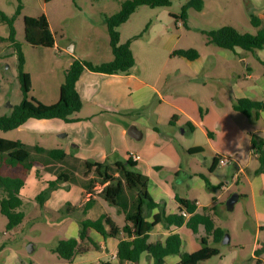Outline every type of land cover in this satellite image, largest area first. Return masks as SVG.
Wrapping results in <instances>:
<instances>
[{
    "label": "crops",
    "instance_id": "1",
    "mask_svg": "<svg viewBox=\"0 0 264 264\" xmlns=\"http://www.w3.org/2000/svg\"><path fill=\"white\" fill-rule=\"evenodd\" d=\"M205 4L203 0V8ZM213 5L219 17L227 15L221 0H213ZM246 6L264 22V0H246ZM235 21L234 18L229 26L236 29ZM175 22L176 28L173 30L170 29L172 22H154L142 37L133 40L135 45L130 44V50L135 66L128 73L109 75L87 69L80 73L75 82V91L80 98L81 108L72 117L75 121L41 123L49 131L63 132L67 137V142L60 148L65 155L62 161H49L44 157L41 162L48 163L50 167L36 166L40 161L38 159L29 170L1 167L0 175L20 177L24 185L19 194L33 201L34 205V198L43 189L42 183L64 174L66 183L53 190L42 207L38 204L33 206L34 219L43 213L54 216L53 224L47 227L45 240L52 243L56 239L77 238L81 220H96L100 215H106L111 224L119 228L123 225L124 215L136 213L138 194L126 188L115 169H112V173L121 181L122 193L118 202L124 214L118 213L115 207L104 201L100 195L103 186L95 184L91 193L85 194L88 183L95 175L91 168L83 166L84 163H107L113 168L115 162H124L129 155L136 154L139 159L133 162L146 182L143 193L154 202L163 203L166 215L179 214L176 201V197H179L194 201L197 213H202L205 208L212 209L213 222L219 227L217 216L228 211L226 200L232 194H237V202H243L244 222L233 246L229 245L226 250L249 248V259L236 262L264 264V173L257 172L258 165L251 149L253 134L264 138V111L259 112L257 120H252L233 109V103L238 99L264 101V66L259 62H264V49L257 50L255 54L239 49H221L206 44L202 34L204 29L190 26L188 22L186 27L177 25L179 21ZM194 32L199 34V42L192 35ZM138 40H143V43L136 45ZM187 49L196 50L198 57L189 61L171 56L175 50ZM253 62L258 66L257 72L253 71ZM36 124L40 123L26 121L16 131L21 132ZM130 126L137 130V139L127 135ZM16 143L25 149L27 146L31 151L29 156L36 159L44 152L38 153L34 148L49 150L39 144H26L19 140ZM221 157L230 159L226 166L214 163V158L218 160ZM77 168L82 169L81 174ZM12 173L16 174L11 176ZM203 177L207 179L209 187ZM222 185H227V188L221 190ZM232 186H236V190L224 197ZM77 192L81 194L78 201L73 198ZM89 197L94 203L84 216L61 213L65 204L79 207ZM157 212L158 208H154L145 220L152 221ZM105 230H109L108 226H105ZM172 234L179 236L183 253L198 252L201 238L208 246L219 250L218 256L201 264L236 263L232 253L223 256V251L206 236L202 226H198L194 234L185 224H157L150 230L148 242L164 243ZM87 236L94 246L82 242L80 253L70 262L59 259L50 250L53 258L51 264H120L116 255L121 235L102 236L89 229ZM179 260V255L170 254L164 256L160 264H177ZM8 264H15L14 259ZM137 264L156 263L148 253L143 252Z\"/></svg>",
    "mask_w": 264,
    "mask_h": 264
},
{
    "label": "trees",
    "instance_id": "2",
    "mask_svg": "<svg viewBox=\"0 0 264 264\" xmlns=\"http://www.w3.org/2000/svg\"><path fill=\"white\" fill-rule=\"evenodd\" d=\"M52 0H44L50 2ZM169 0H125L121 4L120 10L104 21L106 30L109 36V46L111 48L112 60L107 63L92 65L88 62L74 60L69 69L64 74V81L59 88L58 100L54 104H43L33 97H28L31 89L30 76L23 71L24 58L20 46L14 40L13 17H9L0 11V20L8 25V41L14 48L18 60V80L22 92L21 102L14 106L9 115L0 116V131L6 132L19 128L27 120H61L63 122H73V115L81 108V101L75 91V82L80 73L87 69L92 72L103 74H123L128 73L135 66L134 57L130 50L131 40L123 44H119V34L117 28L125 23L130 15L139 6H148L150 8L169 7ZM203 8L202 0H189L182 7L179 15H170L174 20L181 21L184 27L187 22V10L193 9L197 12ZM20 12V6L17 7L15 15ZM250 25L256 29L254 34L241 33L232 26L225 25L214 30L203 31L206 44L214 45L221 49L241 51L255 54L257 50L264 49V22L255 14L249 15ZM24 25V41L32 47L53 48L55 41L51 33L48 21L44 15L38 17H23ZM146 30L138 36H134L133 40L144 35ZM171 56H177L186 60H195L198 57V52L194 49L175 50ZM264 66V62L259 61ZM264 76V72H263ZM233 109L245 117L257 120L260 111H264V101H255L248 98L235 100ZM38 153H46L41 148H34ZM251 149L255 161L257 162V172L264 173V138L253 134L251 137ZM48 157L54 161H61L65 155L60 149H53L46 153ZM214 163H217L214 158ZM3 166L17 167L20 166L24 170L32 168L29 152H27L19 143L11 145L8 142L0 139V168ZM84 167L91 168L95 175L86 189L85 194H90L91 190L98 184L102 187L100 195L104 201L116 208L118 213L124 214L120 207L118 198L122 193V185L119 178L115 177L112 169L120 173L125 186L129 190L136 191L138 194L136 203V213L133 215H124L123 225L119 228L114 227L106 215H100L96 220L84 219L79 221V234L77 238H69L67 240H59L51 248V252L63 260L70 262L81 251V243L86 241L91 246H94L87 236L89 229L95 230L102 236L119 237L117 245V259L120 264H137L141 253L146 252L154 260L156 264H160L163 257L170 254H177L180 260L177 264H201L215 256L219 255V250L215 247L208 246L204 238L200 239L201 249L198 252L188 254L181 252L180 238L176 234L169 235L164 243L148 242V234L150 230L157 224L163 226H181L186 225L194 234L196 228L202 226L207 237H210L213 243L218 244L224 237L225 232L215 226L211 211L212 209L205 208L202 213L195 212V202L188 201L176 197L179 204V214L166 215L163 208V203H156L150 197L144 195L146 182L143 181L141 175L137 172L135 164L131 159L124 162H115L113 168L107 163H94L89 165L84 163ZM205 184L209 187V183L203 177ZM64 174L47 182V186L35 198L34 201L39 207H42L48 199L50 193L57 189L60 183L66 182ZM24 185L20 177H9L0 175V215L7 220L6 229L16 228L24 220V213L21 208L24 204L19 192ZM94 200L88 198L79 207H72L70 204H65L61 209V213L78 216H84L92 207ZM158 208V212L153 215L152 221L148 222L145 217L151 210ZM181 211H185L188 218L180 215ZM108 226L109 230H105Z\"/></svg>",
    "mask_w": 264,
    "mask_h": 264
},
{
    "label": "rangeland",
    "instance_id": "3",
    "mask_svg": "<svg viewBox=\"0 0 264 264\" xmlns=\"http://www.w3.org/2000/svg\"><path fill=\"white\" fill-rule=\"evenodd\" d=\"M124 1L52 0L46 3L44 0H0V11L9 17H13L14 40L19 44L23 54V71L30 76L31 80L29 98L33 97L47 105L56 103L59 96V88L64 81V74L74 60L88 62L92 65L107 63L112 60L109 36L104 21L107 17L117 13ZM188 1L169 0L170 5L167 8L137 7L129 19L117 28L119 44H123L128 40H131L130 44H134L133 37L141 35L145 30L147 31L149 25L154 22L169 21L170 23L172 22L170 29H175L176 22L174 23L170 15H179L182 7ZM204 1L206 4L202 11L187 10V22L190 26L202 28L205 31L214 30L221 26L233 24L235 18L234 24L237 25L236 29L239 32L255 33L248 21V14L253 11L249 9V6H246V0H231V2L230 0H221V6L227 15L220 17L217 15V8L214 7L213 0ZM229 4L233 9L231 11H229ZM18 6H20V12L15 15ZM41 15L46 17L53 34L56 44L53 48L32 47L24 41L23 17H38ZM178 21L181 22L180 20ZM181 28L184 30V27ZM192 35L196 37V42H199V34L194 32ZM138 41L136 45L143 43V40ZM252 67L254 72L258 71V66L255 62H253ZM21 100L22 92L18 80L17 56L8 41V25L0 20V116L8 115L12 108L18 105ZM27 121L40 124H36V126L31 128L26 127L21 132H17L16 129L6 132L0 131V139H6L9 145L14 142L13 140H15L14 143L19 140L26 144L46 146L49 149L46 151L44 149L46 153L53 149H60L67 142V137H64L63 132L49 131L46 126L41 125L43 121L49 123L53 120L29 119ZM59 136L62 137L60 138ZM23 148L25 149L24 146ZM25 150L29 153L31 152L27 146ZM46 153L41 154L37 159L31 155L30 161L33 164L40 159L39 164H36V166L50 167L48 163L41 162L44 157L45 160H51ZM11 169L9 168V170ZM77 172L81 174L82 169L77 168ZM13 174L16 173H12L11 176ZM46 186L47 183H42V190ZM236 188V186H232L224 197L228 196L232 190L235 191ZM74 197L78 201L81 198V194L77 192ZM22 199L24 200V205L21 210L25 214V219L16 228L7 230V220L0 215V264H8L12 258L15 264H51L53 258L50 250L58 239L52 243H48L45 240L48 236L46 231L53 224L54 216L43 213L38 216L39 218L34 219L32 216L34 213L33 206L37 203L33 205V201L24 199V197ZM243 215V202L238 201L232 211H226L217 216V224L229 237V243L223 245L220 241L215 246L223 251V256L231 253L233 256L235 255L234 262L249 259L250 256L249 248L232 250L234 252H228L229 249L226 250V247H229V245L232 247L234 244L235 236L244 222ZM29 245L34 248L31 253L27 252ZM55 261H58V259L55 258ZM235 264L238 263L236 262Z\"/></svg>",
    "mask_w": 264,
    "mask_h": 264
},
{
    "label": "water",
    "instance_id": "4",
    "mask_svg": "<svg viewBox=\"0 0 264 264\" xmlns=\"http://www.w3.org/2000/svg\"><path fill=\"white\" fill-rule=\"evenodd\" d=\"M136 133H137V130L135 129V127L133 126H130L128 131H127V135L133 139H137L136 137ZM237 199H238V195L237 194H232L227 200H226V203H225V207L228 211H232L233 210V206L234 204L237 202ZM222 244H227L229 243V237L225 234L223 239L221 240ZM33 250L32 248V245H29L27 247V252L28 253H31Z\"/></svg>",
    "mask_w": 264,
    "mask_h": 264
},
{
    "label": "built area",
    "instance_id": "5",
    "mask_svg": "<svg viewBox=\"0 0 264 264\" xmlns=\"http://www.w3.org/2000/svg\"><path fill=\"white\" fill-rule=\"evenodd\" d=\"M177 25H181V22H178ZM129 159H131L132 161H137L139 159L138 155L136 154H131L128 157ZM229 158L228 157H221L217 160V165L218 166H226L229 163ZM227 188V185H222L220 187L221 190H224ZM181 216L186 217L187 213L185 211H181L180 213Z\"/></svg>",
    "mask_w": 264,
    "mask_h": 264
}]
</instances>
